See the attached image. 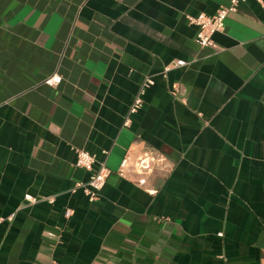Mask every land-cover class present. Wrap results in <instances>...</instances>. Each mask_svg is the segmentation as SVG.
<instances>
[{
    "label": "crops",
    "instance_id": "crops-1",
    "mask_svg": "<svg viewBox=\"0 0 264 264\" xmlns=\"http://www.w3.org/2000/svg\"><path fill=\"white\" fill-rule=\"evenodd\" d=\"M230 2L0 0V264H264V4L215 47L188 20ZM145 147L173 168L141 187L118 168ZM82 148L111 170L95 201Z\"/></svg>",
    "mask_w": 264,
    "mask_h": 264
},
{
    "label": "built area",
    "instance_id": "built-area-1",
    "mask_svg": "<svg viewBox=\"0 0 264 264\" xmlns=\"http://www.w3.org/2000/svg\"><path fill=\"white\" fill-rule=\"evenodd\" d=\"M246 0H231L228 6H222L213 15L199 14L197 16H188L190 24L197 26V43L205 47H215L214 35L218 32L224 31L226 24L225 21L230 13L237 11L240 3ZM260 4H264V0H257ZM188 62L183 59L173 60L171 63L164 67L163 73L166 74L171 68H178L187 66ZM63 81V76L60 74H53L45 79V83L50 86H58ZM154 84V80L151 76H147L143 81L140 91L135 95L134 100L129 108L128 114L124 120V126L128 127L132 124V116L136 114L144 105L143 94L145 90ZM76 167L83 168L89 172V178L84 183H79L84 190V193L91 201H95L99 198L102 190L106 186L108 177L111 173L110 168L105 162H98L96 156L86 149H77ZM173 163L169 158L160 150L155 148H142L136 152L128 150L123 157L120 166L118 168V174L121 177L130 178L135 177V182L141 187H145L148 183V179L153 173L159 171L168 173L172 170ZM150 193H155L156 190L149 189ZM47 200L50 203L54 202V197H38L33 194L25 195V205L35 204L40 201ZM72 214L71 210H67L66 216L69 217ZM15 214L9 216L8 220L12 221ZM4 219L0 220V223ZM223 236V233H219Z\"/></svg>",
    "mask_w": 264,
    "mask_h": 264
}]
</instances>
